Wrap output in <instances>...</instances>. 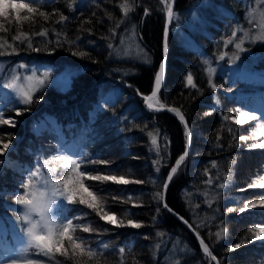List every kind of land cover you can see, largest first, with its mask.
Segmentation results:
<instances>
[{
  "label": "trees",
  "instance_id": "obj_1",
  "mask_svg": "<svg viewBox=\"0 0 264 264\" xmlns=\"http://www.w3.org/2000/svg\"><path fill=\"white\" fill-rule=\"evenodd\" d=\"M122 2L53 0L52 4L40 9L48 13H52L54 8L59 9L70 17L63 25L54 23L58 16L45 22L36 15L21 25L16 24L14 14L11 24L0 20L10 29L7 33L0 32V36L10 42L17 28L29 35L42 27L50 30L47 38L32 37L34 46L41 49L39 52L27 49L25 43L19 45L18 54L0 57L3 62L0 85L3 77L11 74V69L21 62L34 66L38 75L48 71L50 76L46 87L37 93L42 98L30 106L19 105L14 95L0 87L2 118L15 121V127L0 125V138L11 139L12 143L5 156L15 162L12 167L5 166L4 174H0V247L7 242L12 244L18 232L19 223L14 220L16 215L12 209L19 207L14 203L12 193L23 191L19 184L27 178L24 170L34 171L37 159L42 164L57 151L68 149L70 152L73 150V155L83 151L89 158L111 162L108 165H85L90 172L93 169H118L114 174H126L129 179L145 181L128 185L85 181L93 190L103 189L100 194L107 201L108 210L121 218L126 210H130L134 219L143 222L139 229L117 228L105 224L94 212L74 220L77 224L90 222L93 228L109 230L101 233L77 230L76 235L92 247L102 243L110 245L107 252L98 259L88 260L87 264H209L192 233L154 199V193L162 192L166 175L185 148L184 128L180 120L168 112L149 110L143 96L137 95V91L144 95L151 92L162 58L164 5L160 0H138V6L125 19L119 8ZM69 4H73L72 11ZM145 7L150 13L147 16L144 15ZM174 12L176 18L169 25L171 31L167 38L166 77L158 95L165 105L181 109L192 137L189 154L169 183L165 202L194 229L203 221V226L197 230L222 264H264V241L256 240L227 251L243 239H250L249 228L264 224L263 211L256 208L243 213L238 211L245 201L264 199V189L248 187L264 175V149L248 147L262 141L258 134L247 141L239 140L240 135L251 137L256 132L255 121L236 125L230 119L224 120V116L238 115L236 109L264 112V42H245L244 47L254 54L252 65H245L248 58L241 59L242 53L238 60L229 63V56L236 49L234 43L226 47L224 40L231 36L233 29L251 27L244 18L242 0H176ZM109 13L113 16L111 20ZM21 15L29 14L22 11ZM85 20L91 23H83ZM118 21L123 23L116 27ZM52 28L61 32V42L66 38L75 43L58 46ZM89 28L92 29L91 34L86 30ZM110 28L115 29L114 35ZM240 35L238 31L233 41H238ZM47 40L53 43L46 47ZM109 43L113 45L112 49L107 47ZM137 45L147 54L149 63L138 58ZM73 51H84L88 55L74 56ZM221 52L229 55L219 60L217 57ZM205 58L212 61L211 67L215 69L212 76L215 90L207 83ZM65 71L71 73L67 83L51 81L57 73ZM187 73H192L197 89L185 87ZM24 107L30 110L17 116L15 108ZM148 131L159 132L160 157L151 150ZM217 144L221 147H216ZM153 160H159L155 167ZM212 161L217 162V168L211 167ZM16 164L23 167L22 174L15 169ZM53 166L58 167L49 165ZM156 167L160 168L159 172ZM128 169H131L130 173ZM205 169H208L207 176ZM43 171L47 172V169ZM225 175L229 177L227 183ZM53 178L61 177L53 174ZM209 178L213 181L211 185L204 183ZM154 180L157 182L153 183ZM219 183H226V187L218 188L216 185ZM204 192L208 193L207 197ZM114 195L119 199L113 200ZM214 195L216 199L209 207L205 201ZM64 204L68 208L90 212L82 205H67L66 201ZM133 204L142 206L133 207ZM229 207L237 208V211L229 213ZM153 216L157 217L155 221ZM221 221L227 231L217 241L215 233L219 231ZM157 232L166 235L157 237ZM177 240L180 241L177 248L187 246L185 252L173 248ZM120 247L125 248L124 254L119 253ZM29 256L44 260L45 264H55L47 257L35 256V249ZM56 260L72 264L64 257L57 256Z\"/></svg>",
  "mask_w": 264,
  "mask_h": 264
},
{
  "label": "snow or ice",
  "instance_id": "obj_2",
  "mask_svg": "<svg viewBox=\"0 0 264 264\" xmlns=\"http://www.w3.org/2000/svg\"><path fill=\"white\" fill-rule=\"evenodd\" d=\"M53 3V0H0V20L8 21L9 24L12 22V17L14 14V19L17 25H21L23 21H29L33 19L34 16L38 15L43 18L45 22L49 21L53 16H58V20L54 23L64 24L70 19L69 16L64 15L60 12L59 9L54 8L52 13L40 10L42 7L50 5ZM160 3L164 5L162 9L165 14V30H164V51L167 53V38L171 29L169 28L170 23L176 18V13L174 12V0H160ZM138 6V0H123L119 4L120 11L123 17L126 19L134 8ZM69 10H73V4L68 5ZM22 11H26L29 15H21ZM149 9L145 7L144 15H149ZM93 15H96L93 13ZM253 16V13H249V17ZM262 19H264V13H261ZM108 18L111 20L113 16L111 13L108 14ZM252 23L251 19L248 21ZM83 23H91L90 20H85ZM123 21H118L116 27H119ZM255 27V25H253ZM89 34L92 33V29H86ZM10 29L6 28L3 22H0V32H9ZM49 28L42 27L40 31L33 32L31 35L29 33L21 30L20 28L16 29V33L11 35V42L8 38L0 36V57L6 55H15L19 52V45L26 43V48L39 52L41 49L35 47L33 43V36L47 38L49 34ZM51 31L57 36L55 43L58 46H63V43L74 44L75 41L64 39L61 42V32L57 31L55 28H52ZM110 31L115 34V29L110 28ZM238 31H243V37L238 41L234 42L233 38L237 37ZM245 38L250 40L251 43L264 42V23L261 24L260 30L256 33H252L249 30H243L240 28L233 29L231 36L228 39L224 40V44L227 47L229 44L234 43V48L236 51L229 56V63L234 62L240 58L239 54L247 51L248 49L244 47ZM79 40V37H77ZM124 41L122 40L121 43ZM53 43V41L47 40V44ZM109 49L113 48V45L109 43L107 45ZM143 53L142 56L140 54ZM74 56L84 57L88 53L84 51H73ZM127 54V53H126ZM229 54L226 52H221L217 59L223 60ZM137 56L141 58L143 62L149 63V59L144 50L137 45ZM203 63L208 65L204 69L207 74V83L208 85L215 90L216 85L213 82L212 76L215 72V69L211 67L212 61L205 58ZM3 67V62L0 61V68ZM17 69L28 70V65L21 62L16 67L11 69V75L4 79L2 85L3 89H8L15 94V101L19 105L30 106L33 103H38L42 98L38 96L37 93L42 92L46 87L49 80V73L44 72L42 74H37V70L33 68L30 75H24L23 81L21 82V77L17 72ZM165 76V62L161 61L159 64L158 71L154 75V84L151 89L150 95H144L137 91V95L143 96V101L146 104L147 108L152 111L159 112L165 110V104L161 102L159 93L161 91L162 81ZM185 87L192 89H197V84L194 81L192 73H187L185 76ZM29 107H24L23 109L15 108L17 116L22 115L23 112L29 111ZM167 111L174 113L183 124L184 128V137H185V148L184 152L175 160V164L171 166L170 171L168 172L167 178L163 181V189L166 192L169 183L173 179V176L177 173L179 168L182 166L189 154V147L191 144L192 132L190 126L182 113L179 107H167ZM239 114L232 116H224V120H231L236 125H243L249 121H257L258 117L253 111L236 109ZM210 113H205L209 115ZM0 125H9L15 127V121L11 118L5 119L2 118V112H0ZM147 126H145L146 128ZM256 128L259 130L253 132L252 136L240 135V141H247L250 138H254L257 134L259 136H264V119H261L256 125ZM231 131V129H229ZM9 137L12 134H6ZM148 137L150 138L151 150L156 152L157 157H160V148L157 142V136L159 135L158 131H148ZM235 135V134H233ZM220 139V136L217 135V140ZM11 146V139L5 140L0 138V174H4L3 169L5 166L12 167L15 162L9 160L5 153L8 152ZM216 147H221L217 144ZM251 149H264V141L257 143H252L248 145ZM110 161L103 159H94L89 158L86 152H79L75 155L57 151L54 155L48 159H44L41 164L40 160L36 161V168L32 170H24V173L27 175L26 179H22L19 188L23 189L22 192L16 191L12 193L14 198V203L20 206L18 209H12L15 213L17 221L19 223L20 233L22 234L21 247L19 248L18 253L15 257L7 259L4 264H45L44 260L39 258H33L29 256L31 250L35 249V256L47 257L48 261H55V264H64V261L56 260L57 256L64 257L65 261H72V264H87L88 260L94 258L98 259L100 255L107 252L110 249V245L107 243H102L96 247H92L85 242L82 237L76 235L77 230L84 233L92 232H108L107 228L99 229L93 228L89 223L87 224H77L74 223V220H80L84 217L90 215L91 212H94L96 216L99 217L101 221H104L105 224L112 225L114 227H131L133 229H139L143 226V222L134 219V213L130 210L124 212L123 217H118L116 213L111 212L107 209V201L100 194L103 189L93 190V187L87 185L85 181H96L101 184L105 182H112L118 185H128V184H143L145 181L139 179H129L126 177V174H114L119 171L118 169L105 168L103 171L100 169H93V172H90L84 167L87 164H102L108 165ZM153 166L155 167L159 160H153ZM50 164L58 165L49 167ZM212 168H217V162H211ZM231 167V165H230ZM43 169H47V175H43ZM157 172L160 171L159 167L155 169ZM128 173L131 172V169L127 170ZM53 174L61 178H53ZM204 174L208 175V169H205ZM228 175H225V182L228 181ZM157 181L154 180L153 183ZM205 184L211 185L213 183L212 179L204 181ZM226 183H219L216 185L220 189L226 187ZM249 188L259 187L264 189V176L260 177L258 181L248 185ZM240 191H244L241 189ZM205 197L208 196L207 192H204ZM113 200H118L119 196H113ZM130 199V197H129ZM154 199L159 203H163V207L169 212H172V209L164 202V193L156 192L154 193ZM216 199V196H212L211 199L205 201L209 207H211L212 202ZM64 201L67 202V205H82L85 208L89 209L90 212H83L80 209L68 208ZM125 202V201H122ZM142 205L133 204V207H141ZM199 207V205H197ZM264 208V199L260 200H248L243 203V207H239L238 211L240 213L245 212L247 209L254 208ZM160 211L159 206L157 207V212ZM229 213L237 211V208L229 207L227 209ZM75 213V215L69 216L68 213ZM153 221L157 219L156 216L152 217ZM180 219L183 220V217ZM188 224V221H184ZM223 221H221V227L219 231L215 233L217 241L223 238V234L226 233V229L222 226ZM192 228V225H188ZM203 226V221L200 225H197V229ZM197 229H193L196 232L197 240L199 241L200 247L205 257L210 258L211 261H215L216 264H222L221 260H218L217 256L213 254V251L210 249V246L205 243V240L200 236V233ZM248 233L251 234L250 239H243L240 243L232 245L227 251H233L238 249L242 244L252 243L253 241L259 240L264 241V224H257L255 227L249 228ZM157 237H162L166 235L162 232L156 233ZM147 238V237H146ZM180 244V241L177 240L173 244V248L185 252V248H177V245ZM157 248L160 247L159 244L156 245ZM115 251L114 248L111 249ZM120 254L125 253V248L120 247L118 249ZM190 251V250H189ZM82 258H87L84 260Z\"/></svg>",
  "mask_w": 264,
  "mask_h": 264
},
{
  "label": "rangeland",
  "instance_id": "obj_3",
  "mask_svg": "<svg viewBox=\"0 0 264 264\" xmlns=\"http://www.w3.org/2000/svg\"><path fill=\"white\" fill-rule=\"evenodd\" d=\"M243 2V5L245 6V12H244V18L249 21V19H251L252 23L250 24L249 22V25H251L250 29H246V28H241L243 30H249L251 31L252 33H256L260 30V26L262 23H264V19H262L261 17V13H264V0H254L253 2H250L249 0H242ZM252 12L253 13V16L249 17V13ZM240 25V24H239ZM253 25H255V27H253ZM239 28V27H238ZM241 35H240V38L243 37V31H240ZM248 41L247 38H245V42ZM241 59H244V58H248L246 60V63L245 65H252V62H253V58H254V54L252 53V51L250 49H248L247 51L243 52L242 55H241ZM245 60V59H244ZM34 68V66H28V70H24V69H17V72L18 74L20 75L21 77V82L23 81V76L24 75H30L31 74V70ZM48 72V71H47ZM70 72L69 71H65V72H59L57 73L55 76H53L51 78V81H57V82H60L62 84H65L69 81L70 79ZM11 74H7L5 77H3L2 79V83L4 81L5 78L9 77ZM50 77V76H49ZM8 93H11L12 95L15 96L14 93H12L10 90H8ZM247 110V109H245ZM249 110V109H248ZM249 111H253V110H249ZM257 117H258V120L255 121V125H257L259 122H261V119H264V115L261 114V113H264L260 110H254L253 111ZM8 119V118H7ZM13 119V118H11ZM71 124L75 125L74 122H71ZM82 124H84V121H82ZM80 129H78V134H80ZM255 131L258 133V129L256 128L255 126ZM262 141H264V136H260ZM12 147V143H11V146L10 148ZM73 150H68V149H65L62 150L61 152H64V153H72ZM15 169L17 170V172L19 174H22L23 172V167L19 164H16L15 166ZM43 171V170H42ZM43 175H47V172L43 171ZM264 176V175H263ZM20 207V206H18ZM256 209L258 210H261L264 212V208H260V207H257ZM14 219V218H13ZM16 222H17V218L15 217L14 219ZM18 223V222H17ZM22 234L20 233V228H18V232L17 234L14 236V239H13V242L12 244H10L9 242L5 243L4 246H1L0 248V264H4V262L7 260V259H10V258H13L16 256V254L18 253L19 251V248L21 247V242H22Z\"/></svg>",
  "mask_w": 264,
  "mask_h": 264
},
{
  "label": "water",
  "instance_id": "obj_4",
  "mask_svg": "<svg viewBox=\"0 0 264 264\" xmlns=\"http://www.w3.org/2000/svg\"><path fill=\"white\" fill-rule=\"evenodd\" d=\"M175 1L176 0H174V6H175ZM165 19H166V17H165ZM164 30H165V26H164ZM164 31H163V48H162V58H161V61H164L165 62V76H164V80L162 81V85H161V88H162V86L164 85V81H165V77H166V70H167V53H165V51H164ZM167 52H168V50H167ZM161 61H160V63H161ZM159 63V64H160ZM159 68V67H158ZM151 93V92H150ZM150 93L148 94V95H150ZM146 105V104H145ZM167 107H175V106H167V105H165V110H161V111H163V112H168V113H170V114H172V115H174V116H176L174 113H171V112H169V111H167L166 109H167ZM177 117V116H176ZM178 118V117H177ZM186 118V117H185ZM179 119V118H178ZM187 120V119H186ZM190 146H191V144H190ZM189 149H190V147H189ZM184 152V151H183ZM182 152V153H183ZM181 153V154H182ZM180 154V155H181ZM179 155V156H180ZM178 156V157H179ZM177 157V158H178ZM175 164V161H174V163H173V165ZM172 165V166H173ZM170 171V170H169ZM168 175V174H167ZM167 175H166V178H167ZM165 178V179H166ZM167 191V190H166ZM162 192L164 193V202H165V196H166V192L164 191V189L162 190ZM166 203V202H165ZM162 206H163V203H162ZM169 207V206H168ZM170 208V207H169ZM167 210V209H166ZM168 211V210H167ZM169 212V211H168ZM172 215H174L177 219H179L184 225H185V227L192 233V235L195 237V239L197 240V237H196V232L195 231H193V229H194V227L192 226V228H190L188 225L190 224L189 222H188V224H186V223H184V221L186 220L182 215H180V214H178L176 211H174L173 209H172V212H170ZM181 217H183V220L182 219H180ZM187 221V220H186ZM198 241V240H197ZM198 243H199V241H198ZM206 243V242H205ZM200 245V244H199ZM209 259V263H210V258H208ZM214 262V264H216V262L215 261H213Z\"/></svg>",
  "mask_w": 264,
  "mask_h": 264
},
{
  "label": "bare ground",
  "instance_id": "obj_5",
  "mask_svg": "<svg viewBox=\"0 0 264 264\" xmlns=\"http://www.w3.org/2000/svg\"><path fill=\"white\" fill-rule=\"evenodd\" d=\"M208 261H209V259H208ZM211 263H213L214 264V262L213 261H211ZM210 264V263H209Z\"/></svg>",
  "mask_w": 264,
  "mask_h": 264
}]
</instances>
